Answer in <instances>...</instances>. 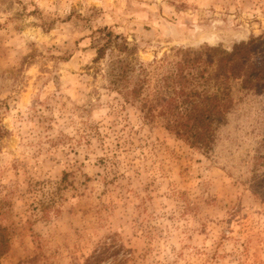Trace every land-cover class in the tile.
I'll use <instances>...</instances> for the list:
<instances>
[{"label": "rangeland", "instance_id": "374dc122", "mask_svg": "<svg viewBox=\"0 0 264 264\" xmlns=\"http://www.w3.org/2000/svg\"><path fill=\"white\" fill-rule=\"evenodd\" d=\"M107 31L127 50L95 58ZM252 37L264 0H0V264H264V88L228 80L209 149L141 108L184 51Z\"/></svg>", "mask_w": 264, "mask_h": 264}, {"label": "trees", "instance_id": "16d2710c", "mask_svg": "<svg viewBox=\"0 0 264 264\" xmlns=\"http://www.w3.org/2000/svg\"><path fill=\"white\" fill-rule=\"evenodd\" d=\"M105 42L97 47L95 58L103 56L107 46L114 42L119 50H127V42L114 41L118 38L107 31ZM261 40V39H260ZM259 37L235 43L230 50L210 52L184 51L172 71L163 77L162 84L151 98L141 105L147 118L157 115L163 118L165 127L190 146L209 149L214 139V128L226 119L232 99L228 80L241 79L242 86L260 85L264 88V55L255 59L252 54ZM214 64V66H213ZM213 66L210 71L209 67ZM132 67L125 58H117L110 70V83L126 101L141 97L145 78L131 81L128 76ZM215 85L214 90L208 85ZM1 130V128H0ZM1 133V131H0ZM0 228V255L8 250L7 235ZM116 249L108 251L102 246L86 259L84 264H101L109 256L116 255Z\"/></svg>", "mask_w": 264, "mask_h": 264}]
</instances>
